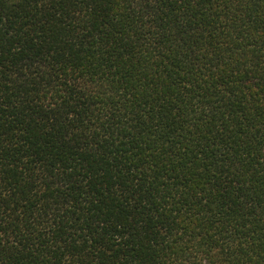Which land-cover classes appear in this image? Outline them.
Here are the masks:
<instances>
[{
  "label": "trees",
  "instance_id": "16d2710c",
  "mask_svg": "<svg viewBox=\"0 0 264 264\" xmlns=\"http://www.w3.org/2000/svg\"><path fill=\"white\" fill-rule=\"evenodd\" d=\"M0 264H264V0H0Z\"/></svg>",
  "mask_w": 264,
  "mask_h": 264
}]
</instances>
